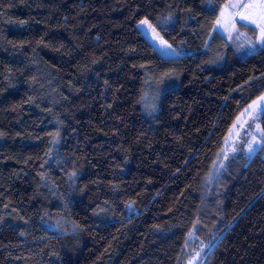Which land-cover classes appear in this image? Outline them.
<instances>
[{"label": "trees", "instance_id": "1", "mask_svg": "<svg viewBox=\"0 0 264 264\" xmlns=\"http://www.w3.org/2000/svg\"><path fill=\"white\" fill-rule=\"evenodd\" d=\"M228 2L0 0V264H189L226 236L201 264H264V143L223 151L264 46L216 31Z\"/></svg>", "mask_w": 264, "mask_h": 264}, {"label": "rangeland", "instance_id": "2", "mask_svg": "<svg viewBox=\"0 0 264 264\" xmlns=\"http://www.w3.org/2000/svg\"><path fill=\"white\" fill-rule=\"evenodd\" d=\"M238 2L239 0H230V2H228V4L226 5L238 3ZM243 2L247 3L248 0H243ZM227 11H231V9H225V6H224L222 9V12L226 13ZM219 19H221V14H220ZM235 22H236V31H233L231 35L229 34V32L225 31L223 27H220L218 25H216V31L219 32L221 35H223L228 40V42L231 44V46L236 48V50H237L238 45H243V47H240L239 50H237L240 53V55H246V56L250 55L256 52L259 48L263 47L260 44H255L256 35H257V31L255 30V25L248 24L246 21L240 20L238 16L235 18ZM139 30L152 43L155 49L164 58L174 59L180 56V53L177 51H176L177 54H171L170 52L166 54L165 52L161 51L159 42L152 38V33L149 30H147L143 26L139 27ZM156 31L159 33L157 29ZM240 33H242L243 35H240L239 40H237L236 36ZM160 36L162 37L161 34ZM250 43L255 44V47H249ZM246 56H243V57H246ZM260 103L264 105V101H261ZM158 105H159L158 104V93L150 95L148 102H147L148 110L152 113L153 111L159 108ZM249 112L251 113V115L245 114L244 116H240V123L237 124L236 129H233L232 127L231 135L229 133L228 137L226 138L224 142L223 151L227 154L228 158H231L235 155L237 156V155L243 154L251 159L257 153L263 150L264 137H261L259 130H262L261 118L264 115V111H261L260 109H255V110L249 109ZM244 121H247V122L244 123ZM235 123H237V120ZM257 126H259V130H257ZM237 131L239 132L238 136L236 135ZM253 136H255L256 141L258 142H253ZM249 142H252V146L254 148V152L251 154L248 152ZM226 242H227V236L223 237L215 246H213L210 249H207V247L201 248L199 252L195 255V257L189 261V264H201L208 257L222 250L225 247Z\"/></svg>", "mask_w": 264, "mask_h": 264}, {"label": "snow or ice", "instance_id": "3", "mask_svg": "<svg viewBox=\"0 0 264 264\" xmlns=\"http://www.w3.org/2000/svg\"><path fill=\"white\" fill-rule=\"evenodd\" d=\"M225 9H231V11L221 13V19L217 20L218 26L223 27L225 31L229 32V34L231 35L233 31H236L235 18L238 16L240 20L246 21L248 24L255 25V30L257 31L255 44H260L264 46V0H248L247 3L243 2V0H239L238 3L225 5ZM141 26H143L152 33V38L159 42L161 51L165 52L166 54H168L169 52L171 54H177L173 46L160 36V34L156 31L153 25L149 23L148 19L141 20L137 27L139 28ZM240 35L243 34H238L236 36L237 40H239ZM255 44L250 43L249 47H255ZM240 47H243V45H238L237 50H239ZM261 101H264V96L260 97L259 101L254 102L253 105H249L248 108L244 109V112L241 113V116H244L245 114L251 115L249 109H260L261 111H264V105L260 103ZM246 122L247 121H244V123ZM239 123L240 117H237V123H234L233 129H236L237 124ZM257 130H259V126H257ZM259 131L261 137H264V130ZM231 132L232 130H230V135ZM50 135H53L55 137L59 134L55 133ZM236 135H239L238 131L236 132ZM57 142V140H53V143ZM253 142H258L256 141L255 136H253ZM248 152L250 154L254 152L252 142H249L248 144ZM73 175H75V173H73ZM127 207L131 210L132 204L127 205ZM21 235H23V233Z\"/></svg>", "mask_w": 264, "mask_h": 264}]
</instances>
